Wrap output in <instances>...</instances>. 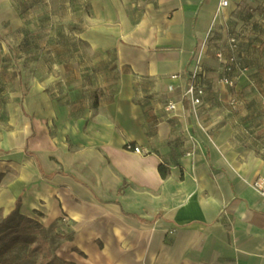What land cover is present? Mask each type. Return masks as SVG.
<instances>
[{
    "label": "crops",
    "instance_id": "1",
    "mask_svg": "<svg viewBox=\"0 0 264 264\" xmlns=\"http://www.w3.org/2000/svg\"><path fill=\"white\" fill-rule=\"evenodd\" d=\"M227 2L91 0L82 39L113 53L117 84L75 118L46 92H29L31 134L13 152L19 161L0 168L3 216L20 197L19 213L44 228L67 221L57 256L71 264H264V200L251 187L264 178V123L249 137L245 120L207 117L223 96L242 117L255 113L241 96L263 94L248 75L262 71L264 28L246 17H264V0ZM211 27L215 41L241 27V55L254 67L234 95L218 83L211 53L202 55L203 106L167 114L168 78L189 72Z\"/></svg>",
    "mask_w": 264,
    "mask_h": 264
},
{
    "label": "rangeland",
    "instance_id": "2",
    "mask_svg": "<svg viewBox=\"0 0 264 264\" xmlns=\"http://www.w3.org/2000/svg\"><path fill=\"white\" fill-rule=\"evenodd\" d=\"M90 1L0 0V168L4 161L8 164L19 161L13 152L22 138L31 134L28 98L33 88L46 92L51 101L69 108L70 117L75 118L85 110H92L109 96L106 89L117 84L119 72H115L112 63L113 53L94 51L82 39L87 30L84 22L91 17ZM258 11L248 12L252 16L246 17L247 24L254 25ZM249 55L256 61L261 58L250 52ZM250 63L244 65L253 68L255 64ZM258 66L262 71L248 76L256 81V86L250 85L252 92L257 89L263 94L248 100L241 96L242 103L253 107L255 113L242 117L238 101L231 104L223 96L220 102L211 103L207 117L229 118L240 125L241 120H245V136L253 137L255 129L264 123V60ZM224 90L235 95L234 88L224 87ZM241 99H238L240 104ZM237 139L241 141V129ZM26 155L29 157L28 153ZM0 214L3 216L1 210ZM67 225V221L56 222L45 236L51 248L57 246L56 255L65 239L60 233ZM29 248L14 246L0 259V264H37L42 254L30 253Z\"/></svg>",
    "mask_w": 264,
    "mask_h": 264
},
{
    "label": "built area",
    "instance_id": "3",
    "mask_svg": "<svg viewBox=\"0 0 264 264\" xmlns=\"http://www.w3.org/2000/svg\"><path fill=\"white\" fill-rule=\"evenodd\" d=\"M227 6V0H220L221 8H226ZM254 19L257 24L261 23L258 25H264V17L260 14L255 13ZM242 34L241 27H236L228 30L225 38L215 41L214 27H211L205 41L197 50L195 62L189 72L185 76L175 74L168 78L171 84L167 85L164 105V111L167 114L174 113L178 105L186 104L196 116L198 108L203 106L208 93V80L206 67L201 61L202 55L211 53L216 61L218 72L221 75L218 83L226 88H235L238 79L248 72V68L244 65L241 55ZM174 81L182 82V84H175L173 83ZM125 147L127 150H132L135 153H142L138 147L132 148L130 145H126ZM251 187L264 200V178L257 177L254 179L251 182Z\"/></svg>",
    "mask_w": 264,
    "mask_h": 264
},
{
    "label": "trees",
    "instance_id": "4",
    "mask_svg": "<svg viewBox=\"0 0 264 264\" xmlns=\"http://www.w3.org/2000/svg\"><path fill=\"white\" fill-rule=\"evenodd\" d=\"M168 168L160 165L159 175L165 179ZM20 197L15 207L6 216L0 214V259H2L14 246H30V253L42 254L37 264H71L59 258L55 251L57 246L51 248L45 236L53 226L44 228L38 221L25 217L19 213Z\"/></svg>",
    "mask_w": 264,
    "mask_h": 264
}]
</instances>
